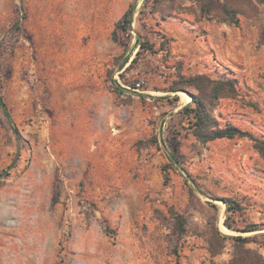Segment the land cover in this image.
I'll list each match as a JSON object with an SVG mask.
<instances>
[{"label": "rangeland", "instance_id": "rangeland-1", "mask_svg": "<svg viewBox=\"0 0 264 264\" xmlns=\"http://www.w3.org/2000/svg\"><path fill=\"white\" fill-rule=\"evenodd\" d=\"M202 75L264 138V0H0V264H264V156L196 138Z\"/></svg>", "mask_w": 264, "mask_h": 264}, {"label": "trees", "instance_id": "trees-1", "mask_svg": "<svg viewBox=\"0 0 264 264\" xmlns=\"http://www.w3.org/2000/svg\"><path fill=\"white\" fill-rule=\"evenodd\" d=\"M202 10L206 11L207 9L202 7ZM224 12L227 15V18H225L224 21H228L231 23H235L237 21L236 16L238 14V11L236 9H233L230 5L225 4ZM131 17L132 16L130 12H125L123 17L116 22V27H121L123 29L129 28L131 23ZM138 43L140 45V49L154 51L153 47L150 44H147L142 40H140ZM127 61L128 59H125L124 64ZM207 79L208 78L206 76L202 75V76H194L192 79L189 80L190 85H195V87L199 91L198 94L192 95L193 103L195 104V108L193 109L194 112L193 134L196 136L197 139H199L202 142H207L219 138L232 139L236 137H247L253 142L254 148L262 156H264V138L256 137L250 131L243 130L240 127L230 123H226L224 126H221L219 122L216 120L215 116H213L210 112L209 109L210 103L206 101V97L214 99V98H219L221 96L230 95V93L234 91V86L232 85L231 80L213 82ZM200 81L213 82L211 86V90L207 92L204 91L203 88L196 86L197 85L196 83ZM134 87H138V86H134ZM114 88L119 93H122V91H124L118 85H116ZM0 105L2 106L4 105L1 96H0ZM4 113L7 116V118L10 119L9 114L6 110L4 111ZM225 201L228 204V207L231 208L232 201L229 199H226ZM233 238L236 240L245 239L242 236H233ZM257 264H262V263H257Z\"/></svg>", "mask_w": 264, "mask_h": 264}]
</instances>
